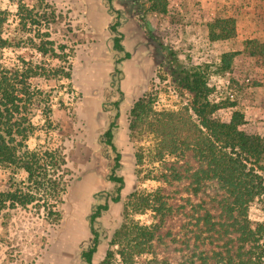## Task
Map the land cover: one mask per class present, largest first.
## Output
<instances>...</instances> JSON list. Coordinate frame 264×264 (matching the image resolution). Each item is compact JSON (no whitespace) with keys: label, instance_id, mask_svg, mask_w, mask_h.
Masks as SVG:
<instances>
[{"label":"rangeland","instance_id":"374dc122","mask_svg":"<svg viewBox=\"0 0 264 264\" xmlns=\"http://www.w3.org/2000/svg\"><path fill=\"white\" fill-rule=\"evenodd\" d=\"M47 1L57 15L48 31L55 44H65L70 53L71 78L40 85L51 88L49 125L37 114V129L28 145L61 151L71 179L56 223L33 209L0 210V264H85L80 252L90 238L88 215L95 204L107 200L108 209L94 222L99 244L92 262L101 264L113 232L124 220L129 198L167 186L154 176L155 134L145 124L131 130L129 112L139 97L150 99L158 112L190 105L191 94L171 69L198 73L208 100L215 104L212 116L227 122L238 110L243 114L240 128L264 141V0H131V5L113 0V8L121 13L122 43L132 55L124 60H120L123 52L112 48L108 25L115 13L105 0ZM25 2L30 6L35 0ZM0 8L8 12L5 35L16 45L4 49L6 64L18 57L51 66L63 63L34 51L26 38L32 35L37 41V29L27 25L16 33L15 2L0 0ZM226 18L233 20L232 36L211 38L212 30L219 31L215 21ZM20 35L22 41L16 43ZM116 100L119 115L113 142L121 153L116 173L124 182L120 199L113 202L108 194H113L115 185L107 179L112 162L99 136L115 113ZM7 175L0 169V190L7 187ZM15 176L21 179L25 173L18 170ZM128 213L140 223L153 220L150 209ZM249 215L264 218L262 199L251 203Z\"/></svg>","mask_w":264,"mask_h":264},{"label":"trees","instance_id":"16d2710c","mask_svg":"<svg viewBox=\"0 0 264 264\" xmlns=\"http://www.w3.org/2000/svg\"><path fill=\"white\" fill-rule=\"evenodd\" d=\"M10 1L16 4V33L27 25L37 29V41L32 35L26 38L34 51L63 63L51 66L18 57L6 64L4 49L16 45L5 35L8 12L0 8V169L8 172L7 187L0 190V210L33 209L42 219L56 223L71 170L61 151L31 148L28 139L37 129V114L49 125L51 88L40 85L55 78L70 80V53L65 44L56 45L50 37L48 28L57 20L52 4L35 0L28 6L25 0ZM111 2L106 0L109 10L116 13L109 26L113 49L123 51L122 34L117 30L120 13ZM214 25L219 31L212 30L211 38L234 33L229 18L218 19ZM20 41L21 35L16 43ZM129 56L124 51L122 59ZM171 75L191 94L188 107L158 112L150 99L139 97L129 112L131 130L145 124L155 134L153 158L158 166L154 176L167 186L129 198L124 220L113 232L101 264H264V218L249 215L255 199L264 202V141L240 128L243 114L238 110L227 122L212 116L215 104L208 100L206 84L198 73L173 68ZM113 104L116 112L100 142L106 154L110 149L114 155L107 179L115 188L108 197L117 202L124 181L115 172L120 166V152L112 142L118 100ZM18 170L25 173L21 179L15 176ZM107 209L105 200L95 204L88 215L90 238L81 250L85 264H93L99 244L94 222ZM145 209L153 213L149 224L129 217L128 210Z\"/></svg>","mask_w":264,"mask_h":264},{"label":"flooded vegetation","instance_id":"af4514ba","mask_svg":"<svg viewBox=\"0 0 264 264\" xmlns=\"http://www.w3.org/2000/svg\"><path fill=\"white\" fill-rule=\"evenodd\" d=\"M105 1H106V0H105ZM112 1H113V0H112ZM125 1H126L128 4L131 5V2H132L131 0H125ZM111 4H112V3H111ZM107 6H108V4H107ZM108 9H109V8H108ZM110 11H111V10H110ZM113 12H114V11H113ZM114 13H115V12H114ZM119 13H120V11H119ZM115 14H116V13H115ZM114 16H115V15H114ZM120 16H121V13H120ZM114 19H115V18L113 17L112 22L114 21ZM119 21H120V18H119ZM112 22H111V23H112ZM111 23H110V24H111ZM110 24L108 25V29H109ZM120 24H121V21H120ZM120 24L117 26V30L121 33V31L119 30V26H120ZM109 31H110V29H109ZM110 33L112 34V37H111V39H112V38H113V33H112L111 31H110ZM121 34H122V33H121ZM122 40H123V34H122L121 43H122ZM111 42H112V41H111ZM122 45H123V43H122ZM112 48H113V44H112ZM123 48H124V45H123ZM114 50H115V49H114ZM116 51H118V50H116ZM124 51H127V50H125V48H124L123 51H118V52H123V55H124ZM127 52H129V51H127ZM129 54H130V56H132L130 52H129ZM130 56L127 57V58H123V59H122V57H123V56H122L120 59H121V60H124V59H130ZM117 71H120V69L116 70V72H117ZM119 93L122 94L121 91H119ZM121 96L123 97V95H121ZM134 101H135V100H134ZM114 107H115V106H114ZM115 112H116V110H115ZM117 112H118V115H119L118 108H117ZM114 114H115V113H114ZM111 118H112V117H111ZM117 118H118V117H117ZM117 118H116V119H117ZM110 120H111V119H110ZM110 120H109V121H110ZM108 123H109V122H108ZM107 126H108V124H107ZM106 128H107V127H106ZM106 128H105V129H106ZM115 128H116V127H115ZM103 132H104V131H103ZM103 132H102V133H103ZM113 132H114V129H113ZM102 133H101V134H102ZM99 141H100V136H99ZM112 142H113V137H112ZM100 143H101V142H100ZM113 144H114V142H113ZM101 145L105 147V145H104L103 143H101ZM114 145H115V144H114ZM115 147H116V146H115ZM116 150H117V148H116ZM117 151H118V150H117ZM118 152H119V151H118ZM107 153H108V154H107V158L110 159V161L112 162V163H111V165H112V164H113V156H114V155H113V153H112V151H111L110 149L107 150ZM120 154H121V153H120ZM119 162H120V159H119ZM110 168H111V167H110ZM117 169H118V168L115 169V172H116ZM109 170H110V169H109ZM116 174H117V173H116ZM107 175H108V174H107ZM117 175H118V174H117ZM112 183H113V182H112ZM80 257H81V252H80ZM81 259H82V257H81ZM82 261H83V260H82Z\"/></svg>","mask_w":264,"mask_h":264}]
</instances>
